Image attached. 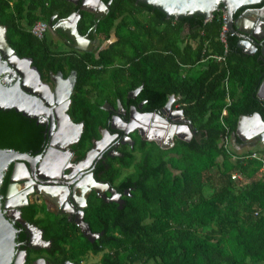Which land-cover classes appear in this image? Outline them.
<instances>
[{
	"label": "trees",
	"instance_id": "1",
	"mask_svg": "<svg viewBox=\"0 0 264 264\" xmlns=\"http://www.w3.org/2000/svg\"><path fill=\"white\" fill-rule=\"evenodd\" d=\"M101 1L109 3L94 33L108 45L95 56L65 46L56 49L44 34L36 38L29 32L37 20L46 22L52 14L62 17L77 11L76 29L90 37L92 14L78 9L77 3L0 0L6 43L13 52L34 54L41 80L47 81L53 73L66 77L74 72L67 114L82 123L73 145L76 159L90 147L91 139L99 137L97 128L105 126L108 112L100 107L105 99L133 105L145 100V107L151 108L162 105L166 93L173 92L184 103L183 112L195 135L176 140L168 149L135 137L133 147L120 144L116 149L120 155L108 157L105 163L96 161L93 177L119 192L128 188V195H122L121 205L94 193L86 197L82 217L90 232L97 234L91 242L64 215L36 202L19 207L21 219L50 242L47 259L55 264L76 261L87 252L99 254L95 264H264V170L260 171L259 159L247 157L251 150L235 154L225 144L238 115L256 110L264 118L253 97L258 72L254 57L238 55L227 38L225 67L209 58L199 62L193 76L190 72L179 76L180 64L222 53L220 7L209 19L189 25L143 2ZM111 31L114 40L108 41ZM223 79L225 85L234 81L239 90L238 95L228 93L227 103ZM137 87L135 98L126 96ZM134 151L138 160L133 163ZM131 163L132 172L113 185L121 169ZM235 172L240 178L231 177ZM24 239L20 229L16 243Z\"/></svg>",
	"mask_w": 264,
	"mask_h": 264
},
{
	"label": "flooded vegetation",
	"instance_id": "2",
	"mask_svg": "<svg viewBox=\"0 0 264 264\" xmlns=\"http://www.w3.org/2000/svg\"><path fill=\"white\" fill-rule=\"evenodd\" d=\"M76 3L79 6V2L76 1ZM94 7L97 8L96 4ZM220 9L222 8L220 7ZM80 10L84 9L80 8ZM85 11L88 10L85 9ZM106 12L104 10L100 11L99 9L95 10V12L93 13L90 12L94 20V23L92 25L93 30L90 37L87 36V33H78L76 24L78 22V19L80 18L79 17L75 22V29L77 33L82 36V38L81 40H71L73 34L71 33V31H69L70 27L68 26L70 25L71 20L68 21L67 18L70 13L62 17H57L56 14H52L45 22L46 26L44 35L48 34L52 40H59L61 46H65L66 48H72L77 52H89L97 56L100 50L106 48L108 45L102 35H100L99 33H94L96 22L100 20L106 14ZM67 21L69 23H67ZM231 25L234 26V29H236L237 33L235 35V30L229 31V29L227 28L226 39L228 38V41H230L231 38L234 47L232 49H234L236 53H238V55H241V57L243 58L244 56L254 57V68L258 70V72L256 73V90L259 83L264 80V1L258 7L242 8L236 15L232 17ZM182 33L186 34L187 30L185 29L184 31H182ZM113 35L114 34L111 31L108 41L114 40ZM239 35L242 36V39ZM70 41L74 43V47L70 45ZM103 42L104 44H102ZM53 46L54 45H52V47ZM226 53L227 49L219 60H216L212 57L216 54H207L193 64H180L181 68L179 67L177 75L183 76L184 73L190 71L191 67L197 66L198 68L199 62H203L206 60L208 61L209 58H213L217 65L225 67ZM180 70H182V72H180ZM56 74L58 73L50 74L49 79ZM48 80H42V82L48 83ZM222 82L226 83V79H223ZM52 87L53 86H51L50 88ZM138 90L139 87L127 91L126 96L133 99L135 98ZM105 93L108 92L106 91ZM63 94L64 93L61 94V98H63ZM254 94L253 97L256 99L258 107L264 111V102L259 101L254 96ZM51 96H53L52 93ZM114 100L115 104L113 102H108L106 99L101 102V108L105 103L109 107V109L102 108L103 110L108 112L105 126L97 128L99 137L96 139H91V145L84 152L82 157L76 159L74 154L73 145L77 140L74 142L72 141L63 143L62 139L58 140V146L54 147L55 154L57 155L58 153L59 155L53 157L49 161L45 157V159L41 162L40 170L34 169L33 176H31L30 172L22 171L21 166H17V180L14 182L15 186L13 187V192L10 196V206L2 208V211L14 225L16 233L20 229L23 230V232L25 233V239L21 241L20 244L16 243V247L10 264H55L51 263L47 259L48 257L46 252L50 247V242L48 240H45L41 236V232L37 227L28 224L21 219L19 207L25 205L28 202H36L37 204H42L48 211H53L54 213L64 215L68 221H70L78 228L79 233H81L79 226L76 223L78 222V218L80 217V211H82L81 216L83 214V208L86 206V197L90 193H94L104 201H114L119 205H121L122 203V195H128V188H124L122 192H119L114 188V186L108 184V182L93 177L92 173L96 161L99 160L105 163L108 157L120 155L121 153L116 150L117 147L120 144H127L129 147H133L135 137L144 141H151L161 149H168L174 144L176 140L179 139L178 137H176L175 131L181 129L182 126L188 127V123H186L185 120H189V118L185 113H183L184 103L180 101V96L173 92L166 93V99L162 105H153L151 108L145 107V100H141L135 103V105L128 103L121 104L119 99ZM167 101L168 104L166 108L164 105ZM62 102L60 103V105L56 106L60 107L62 105ZM69 102L70 101H68L67 108L65 110L66 113ZM118 104L119 107H117ZM179 112H181V114ZM252 112L259 113L256 110ZM180 118H183V121H179ZM261 119L264 121V118ZM74 123L81 122L79 121ZM127 124L129 126H127ZM112 125H114V127H112ZM260 126H254L252 128L258 130ZM137 127L141 129V134L139 133V128L137 129ZM56 128L57 127H55L54 125V128L51 130L50 135H52L56 131ZM81 128L82 123L80 126V130ZM102 129H105L107 131V142L98 150L96 155L93 154L92 157L88 155L85 158V153L91 148L92 142L100 139L101 135L99 130ZM189 129L191 130V136L195 135V131L192 127L191 122ZM49 140L50 137H48L43 149L48 146ZM129 140L132 141L131 144L129 143ZM227 143L230 146H237L239 148L245 147V150H250L255 146L259 149L264 150V141L260 140L257 135L245 140H240L238 137L231 136L230 134V136H228L227 138ZM97 149L98 148L94 149L92 152L95 153ZM41 151L39 153H41ZM103 153H105V155H103ZM133 153L134 163L138 160V152L134 151ZM18 161L22 162L20 160ZM51 161L54 162L53 166H51ZM23 163L27 165L25 161H23ZM37 163H39V160H36L33 165L36 166ZM133 163H131L130 166L121 169L119 176L113 181V185H116L120 178L125 177L127 174H130L132 172ZM10 166L12 167V162L10 163ZM38 173L41 174L42 177L39 176ZM37 179H39L38 182H42V184L39 185L43 186V188L38 189L39 191L34 190V185ZM93 183H97L99 185V193H96L95 190L92 189ZM31 195L33 196V200L29 199V196ZM23 197H26V202L24 201ZM73 201H75L76 203ZM2 203L3 195L0 197L1 207ZM67 209L71 210L69 214L66 212ZM16 225L19 227H17ZM81 235L88 241H93V238H95L97 234L91 232V235L89 237L83 235L82 233ZM86 255H88V252L83 256ZM83 256L78 257L76 261L73 259H64L56 264H81L83 261ZM28 258L29 260H27ZM88 264L95 263L90 261Z\"/></svg>",
	"mask_w": 264,
	"mask_h": 264
},
{
	"label": "water",
	"instance_id": "3",
	"mask_svg": "<svg viewBox=\"0 0 264 264\" xmlns=\"http://www.w3.org/2000/svg\"><path fill=\"white\" fill-rule=\"evenodd\" d=\"M71 3L79 2L78 8L86 9L89 12H95L99 9L107 11L109 1L103 3L101 0H94L95 3H88V0H67ZM143 2L161 11L165 17H180L189 25L195 22H200L201 19L211 17L212 12L221 7L224 9V16L226 26L229 31L235 30L231 25L232 17L236 15L244 7H258L264 0H135ZM97 3V4H96ZM97 6L95 8L94 6ZM69 31L73 34L71 40H81L75 29V22L79 18V13L74 11L68 15ZM67 21V23H69ZM235 21V20H233ZM242 39V36L239 35ZM0 188L3 182L7 166L12 162V167L8 176V183L3 194L2 207L0 206V264H10L15 247H16V230L11 221L2 211V208L10 206L11 195L13 192L14 182L16 179L17 166H21L24 172H30L33 176L34 169L40 170L41 162L45 159L49 150H53L50 146L43 149L49 135H50V117L44 101L32 93L26 86L31 77L35 74L38 82H42L36 70L38 62L34 54H19L13 52L8 46L4 37V28L0 26ZM71 46H75L70 41ZM59 79L63 82L61 91L64 93L62 98V105L60 109L61 121L58 124L54 138L58 140L63 139V143L74 142L80 134L81 123H74L65 112L69 101V94L74 82V72H70L68 76L61 77L60 73L50 78L52 81V89H54V79ZM47 86L46 82H42ZM264 80H262L255 90L254 96L264 102ZM168 101L165 103L167 108ZM119 107V104L117 105ZM103 109H109L105 103L102 105ZM181 114V112H179ZM116 116V115H114ZM132 117V114H131ZM130 117V118H131ZM179 119V118H178ZM179 121H183L180 118ZM187 126H182L181 129L175 131L176 137L187 141L191 137L190 121L185 120ZM261 125V126H260ZM127 126H129L127 124ZM135 126V125H134ZM254 126H260L259 129H253ZM114 127V125H112ZM263 127V128H262ZM139 127H137L138 129ZM141 134V129L139 128ZM100 139L93 141L91 148L85 153L87 154L95 149V145L106 137L107 131L105 129L99 130ZM231 136H236L240 140L257 135V137L264 141V121L257 112H252L249 115H238L235 128L230 133ZM108 140V138L106 137ZM106 140V142H107ZM131 144L132 141L129 140ZM43 149V150H42ZM42 150V151H41ZM99 148L95 151L97 154ZM41 151V153H39ZM31 154H35L31 156ZM18 160L22 161L19 162ZM36 160H39L37 165H33ZM26 162L27 165L23 163ZM42 177L41 174L38 173ZM90 176V175H89ZM37 179L34 190L43 188L42 182ZM38 187H37V186ZM99 185L93 183L92 189L99 193ZM41 191V190H40ZM26 202V197H23ZM75 202V201H73ZM76 203V202H75ZM85 206V205H84ZM70 209L66 212L69 214ZM82 211L76 223L79 226L81 233L87 237L91 235L88 225L82 220ZM97 236V235H96ZM91 241V240H90Z\"/></svg>",
	"mask_w": 264,
	"mask_h": 264
},
{
	"label": "bare ground",
	"instance_id": "4",
	"mask_svg": "<svg viewBox=\"0 0 264 264\" xmlns=\"http://www.w3.org/2000/svg\"><path fill=\"white\" fill-rule=\"evenodd\" d=\"M88 3L94 4L95 1L94 0H88ZM97 4V3H96ZM2 43L0 42V45ZM63 85V82H61L59 79H54V89L50 88L49 85L47 84L44 85L41 81L38 82L36 79L35 74H33V76L31 77L28 85L26 86L30 91H32L33 94H35L36 96H38L39 98H41L44 101V104L47 108L49 117H50V133L51 130L55 127L58 126V124L61 121V117H60V112H59V107L56 105H60V103L62 102V98H61V94L63 93L61 91V88ZM51 93L53 94V96H51ZM176 101V100H175ZM174 101V102H175ZM63 103V102H62ZM56 106V107H55ZM172 106V105H171ZM184 113V112H183ZM55 136V132L52 135H49L50 137V146H52L53 150H49L47 155H46V159L49 161L50 159H52L55 156H58L59 154L57 153V155L55 154V148L57 147L59 142L57 138H54ZM62 140V139H60ZM106 137H103L96 145H95V149L96 148H101L105 143H106ZM67 143V142H66ZM93 152H89L87 154L90 155V157L93 156ZM54 165V162L51 161V166ZM17 170V169H16Z\"/></svg>",
	"mask_w": 264,
	"mask_h": 264
},
{
	"label": "rangeland",
	"instance_id": "5",
	"mask_svg": "<svg viewBox=\"0 0 264 264\" xmlns=\"http://www.w3.org/2000/svg\"><path fill=\"white\" fill-rule=\"evenodd\" d=\"M220 11H221V13L222 12H224V9L222 8V9H220ZM45 38L47 39V40H49V41H51V44L52 45H54V47H56V48H62V46H61V44H60V42H59V40H52L51 39V37L48 35V34H46L45 35ZM102 44H104V42L102 43ZM197 69V66H194V67H191V69H190V74L193 76V74H196L195 73V71L194 70H196ZM180 72H182V70H180ZM49 86L51 85L52 86V81H50V79L48 80V83H47ZM50 86V87H51ZM235 87V88H234ZM222 88H225V90H226V96H225V101H226V103H227V101H228V99H229V95H228V93L230 94V91H232V92H234L235 91V95H238V93H239V90H238V88H237V85H236V83H234V81H232L231 79H229V81H228V83L225 85V83H224V85H223V82H222ZM225 144H226V147L228 148V149H230V151H233V152H235V149L233 148L232 149V147L227 143V141L225 142ZM234 147V146H233ZM237 147V146H236ZM252 150H257V152L259 153V154H264V150H261V149H259V148H257L256 146L255 147H252ZM243 151V150H242ZM249 152V150H244L243 151V153H245V154H247ZM236 177V179H238V178H240V175L238 174V173H233ZM246 183V179H243L242 180V184L244 185ZM29 199L30 200H33V196L31 195V196H29ZM98 257H99V254H96V255H92L90 252H88V255H86V256H83L82 257V259H83V261H82V263L81 264H88L90 261L91 262H94V263H96L97 262V260H98Z\"/></svg>",
	"mask_w": 264,
	"mask_h": 264
},
{
	"label": "built area",
	"instance_id": "6",
	"mask_svg": "<svg viewBox=\"0 0 264 264\" xmlns=\"http://www.w3.org/2000/svg\"><path fill=\"white\" fill-rule=\"evenodd\" d=\"M209 18H206L204 20H207ZM221 19H222V24H221V27H220L218 39H219V41L222 44L223 51H222L221 54H216V55L212 56L216 60L221 59L223 53H225V51L227 49V44H226L227 26H226V20H225L224 12L221 13ZM45 26L46 25H45L44 21L37 20V21H35L34 23L31 24V26L29 27V32L33 36H35L36 38H41L43 36V34H44ZM223 113H224V111H223ZM247 157L259 159L261 161L260 171L264 170V159H263L262 155H260L256 151L252 150L249 154H247ZM231 177L235 178L236 176L233 174Z\"/></svg>",
	"mask_w": 264,
	"mask_h": 264
},
{
	"label": "crops",
	"instance_id": "7",
	"mask_svg": "<svg viewBox=\"0 0 264 264\" xmlns=\"http://www.w3.org/2000/svg\"><path fill=\"white\" fill-rule=\"evenodd\" d=\"M232 149L234 148L235 149V154H240V153H243V151L245 150V147L244 148H239V147H236V146H231ZM243 150V151H242Z\"/></svg>",
	"mask_w": 264,
	"mask_h": 264
},
{
	"label": "clouds",
	"instance_id": "8",
	"mask_svg": "<svg viewBox=\"0 0 264 264\" xmlns=\"http://www.w3.org/2000/svg\"><path fill=\"white\" fill-rule=\"evenodd\" d=\"M250 150L252 151V149H250ZM250 150H249V151H250ZM254 151H256V152H257V150H254Z\"/></svg>",
	"mask_w": 264,
	"mask_h": 264
}]
</instances>
